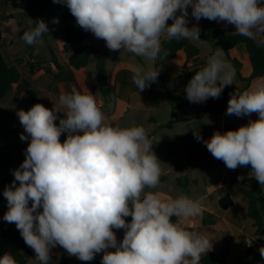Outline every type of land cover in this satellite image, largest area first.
<instances>
[{"label":"clouds","instance_id":"obj_1","mask_svg":"<svg viewBox=\"0 0 264 264\" xmlns=\"http://www.w3.org/2000/svg\"><path fill=\"white\" fill-rule=\"evenodd\" d=\"M53 2L66 4L76 23L103 39L109 50H126L150 61L160 54L164 33L168 39L201 40L198 24L187 26L189 6L197 22L201 18L226 21L235 25L236 33L260 37L258 43L264 44V6L259 0ZM169 19L173 20L170 25ZM32 23L34 27L22 37L28 45L49 31L43 20ZM53 23H59L58 18ZM222 56L223 51L217 50L192 76L184 89L190 103L218 99L225 86L233 84L235 70ZM132 71L139 92L159 74L151 67L136 66ZM59 103L66 111L58 126L53 110L40 103L17 111L24 129L20 139L30 142L25 160L13 171L14 180L3 193L8 206L3 219L16 225L40 264H49L50 250L56 246L81 261H91L104 251L101 264H199L212 240L185 230L182 223L201 213V202L186 195L162 199L158 192H145L160 183L162 173V162L152 151L145 128L109 125L89 91L82 94L73 88L60 95ZM253 112L259 118L236 130L214 132L209 140H203L199 131L193 135L228 169L251 165L250 172L264 190V83L230 94L227 115L242 117ZM62 133H67L63 143ZM128 216L131 222L125 221ZM113 229L125 230L119 244ZM247 243L251 246L252 242ZM109 248L115 251H105ZM259 252L264 257V246ZM0 264H16V260L6 252Z\"/></svg>","mask_w":264,"mask_h":264},{"label":"rangeland","instance_id":"obj_2","mask_svg":"<svg viewBox=\"0 0 264 264\" xmlns=\"http://www.w3.org/2000/svg\"><path fill=\"white\" fill-rule=\"evenodd\" d=\"M24 1L31 2L30 0ZM38 1L39 5L41 0ZM4 2L7 6L5 8L4 3L0 4V14L14 12L18 17L5 21L2 23L3 25H1L3 36L6 38L2 44V51L9 64H12V62L15 61L14 58L22 59V62H20L22 78L20 84L22 89H20L21 93H17L19 97H14L12 95L7 98L8 100H4L2 103L3 107L0 108V133L3 135L9 134L10 128L12 127V123H10L8 119V113L2 114L8 101L11 102L13 101V98H15L20 99V101L23 100L22 102L27 103L24 91L29 87L34 89L37 93L49 92L48 90L50 86L55 88V92L58 96L54 98L52 94L49 93V99L47 100L56 102L55 106H51L53 107L54 115L57 116L54 123L58 126L59 119L64 118V114L62 112L66 111V109H59L57 107V101H59L61 94L70 93L71 89L69 88V85L62 80V77L66 76L64 73H61L58 77L61 80L57 79V81H53V75L56 71L51 63L49 48H51V51L55 55L57 61L61 65H64V58L68 57V53L61 51V44L63 43V31L71 23L68 15V7L66 4L54 3L53 0L47 2L43 6L40 20H43L47 24L49 31L36 43L32 44V50H29V45L22 39L24 32L30 30V22L26 16V11L24 8L15 7L16 5L19 6V4H17L18 2L15 0H5ZM259 3L261 6H264V0H259ZM187 10L189 13L187 19L192 18L202 29H205L208 26L210 20L201 18L199 22H197L191 15V6H189ZM176 15H180L179 10H177ZM54 18H58L59 23H53ZM218 27L227 32L236 33L235 25L228 24L226 21H220L218 23ZM253 31L255 32V30ZM165 36L166 34H162L161 38H164ZM199 37L201 40H192V43L198 48L199 54L205 59V64H207L208 58L217 50H222V48L214 39L210 37ZM92 38L93 40H96V42H99L94 45L97 49H107L108 59L105 64L106 72H109L114 65L122 63H127L134 67L141 66L145 69L151 67L154 70V61L147 60L144 57L135 56L126 50L111 51L106 46L105 41H99L100 39L96 38L94 34ZM7 41L11 42L10 44L12 46L10 48ZM33 53L36 55L32 56ZM231 55L239 60L240 66H233L228 63L224 52L222 59H224L226 63L230 64L232 68H237L241 72L242 76L248 77L251 73V66L243 47L240 46L235 48L232 50ZM43 57H48V59L46 60ZM96 60L97 54H91L89 56L88 64L83 68L84 70L77 74L79 81L82 79L85 80V83H81L83 89H85L87 85L89 86L94 80L96 74ZM28 62H32L37 69L33 73H30L26 66ZM180 68V59L161 62L156 68V71H159V74L164 78L166 87H163L161 83L156 80L150 87L145 88L142 92H139L138 89L133 91L130 88L128 91L133 94H127L129 96L126 97V100H128L131 105L129 110H127L124 114H121V108H116L114 113L115 116H113L114 118L112 117L109 120L108 110L109 113H112L113 107L107 109L104 106H99L106 117L107 123L111 126L115 125L122 128L143 126L145 128L146 133L150 136L149 138L153 143L152 151L156 155L157 159L162 162L160 164L162 170L161 176H165L167 180L170 177H179L182 175L190 178L191 185L189 188L185 189L177 187L176 192L172 194L174 197L179 195L191 196L194 194L197 196V194H200L204 187H212L215 183H217L221 176V164L227 168L222 160H218L212 156L202 141H199V143L204 147V150L202 153H199V146L193 143V131H199L203 140H209L214 132L219 131L223 134L228 130H236L242 125H247L243 116L237 117L235 115L226 114L230 96L226 98L224 103H220L217 109L210 110L209 112L203 111L202 103H191L189 106L182 109L172 107L167 95L168 93H175L182 86V81L176 79ZM257 79L253 80L251 82L252 84L250 83L249 88L257 84L264 83V78L260 77V79L256 81ZM242 86L243 83L239 82L236 76H234L233 84L228 85L231 93L236 90L240 91ZM103 103H105V101ZM48 105L49 108L45 105L44 106L51 110L49 103ZM29 109L30 108H28L27 111ZM55 109L61 112H56ZM249 117L251 120L259 118L258 113L255 112L251 113ZM174 118L181 120L186 119V121L176 124L172 129L157 128V126L163 125ZM111 122L114 123V125ZM15 130L20 132L19 127L15 128ZM16 137L17 147L13 143L10 148L5 144H0V154H5L11 159V163L9 165L0 167V177L13 175V171L17 169L25 160L24 152L30 141H22L20 139V134ZM60 141L61 143L64 142V133L61 134ZM198 162H202V173L200 171L201 166H198ZM247 170H251L249 165L247 169L242 168V176L247 175L245 173ZM202 175L206 178L205 183L202 181ZM161 184L162 183L160 181L155 188H146L145 192H159ZM173 185L174 183L168 180L167 186L163 190H169L170 187L173 188ZM217 192L218 191L212 193L209 196L208 201L213 199ZM0 205H7V200L4 196L0 197ZM105 251H112V248ZM86 262L89 261H84V263Z\"/></svg>","mask_w":264,"mask_h":264},{"label":"trees","instance_id":"obj_3","mask_svg":"<svg viewBox=\"0 0 264 264\" xmlns=\"http://www.w3.org/2000/svg\"><path fill=\"white\" fill-rule=\"evenodd\" d=\"M4 1L5 0H0V4H5ZM15 1H17L18 3L20 2L19 0ZM49 1L51 0H41V3L37 7L26 8L27 17L30 22V29L34 27L32 21L35 22L37 20H40L42 8ZM6 6L7 5L5 4V8ZM15 7L18 6L16 5ZM68 15L71 23L63 31V44L61 46V51L64 53H68V57L64 65H61L57 61L55 55L50 49L51 63L56 71L53 75V81H57V79L61 80L58 77L61 73H64L66 74V76L62 77V80H64L65 83L69 85L71 91L73 88H75L77 91L81 92L73 76L72 70H77L85 67L88 63L89 56L91 54H97V60L95 63V85H93L92 90L98 89L105 103L109 102L111 97L114 96V87L116 84H118L122 88L129 87L133 91H136L138 88L132 80V69L134 68V66L127 63L118 64L113 68L110 74H107L105 70V64L108 59L107 49L104 48L103 50H99L92 44H84L83 40L87 31L82 29L76 23V19L70 13L69 8ZM11 18L13 17L10 14H0V103L9 92H11L15 87L19 85L22 80L20 64V62H22V59H17V62L15 64H9L1 51V42L3 39L1 22L4 20H9ZM187 21V26L189 28L194 25H197V23L192 18L187 19ZM172 22V19H169L167 21L169 25ZM218 23L219 22L217 21H210L205 29H202L198 25L201 29L199 36H206L214 39L222 48L228 63L233 66H240V62L236 57H233L231 55L232 50L240 46L243 47L251 66V73L248 77H243L241 75V72L237 68H233L235 70L236 78L239 82L243 83V86L239 92H243L249 87L250 83L253 80L260 77H264V44L258 43V39H260V37H258L257 39H250L238 33H230L222 28H219ZM160 40L161 52L158 57L154 60V70L156 71V68L161 62H168L180 59L181 68L178 70L176 79L182 81V86L175 93H168L167 96L172 107H175L177 109L185 108L191 103L187 100L184 89L192 78V76L206 66L205 59L199 54V50L192 43V40L183 38L168 39L167 34L164 38L160 37ZM29 50H32V45H29ZM26 66L30 73H33L37 70L32 62H28ZM157 80L161 83L163 87H166V82L160 74H158ZM48 91L49 92L37 93L34 89L30 87L27 88V90L24 91V94L26 96L29 108H31L37 103L45 105L48 101L47 99H49V93H51L54 98L58 96L55 92V88H53L52 86H50ZM230 94V88L228 86H225L218 99L208 98L206 102L202 103L203 111L209 112L210 110L217 109L220 102L224 103L226 98L230 96ZM50 104L55 106L56 102L51 101ZM243 117L247 123L251 119L249 116ZM181 122L185 121L178 118H174L163 125L157 126V128L172 129L176 124ZM66 136L67 133H64V140L66 139ZM193 143L199 146V153H202L204 147L199 143V141L195 137H193ZM10 163L11 159L9 158V156L5 154H0V167L7 166ZM13 180L14 176L10 175L0 180V185L12 183ZM243 181L249 185V190L244 193V197L247 200V218L251 221V226L254 228L255 234L261 235L259 238V242L264 243V220H262L261 217V211L264 210V197H262L260 194L261 187L259 183L255 180L253 174L243 179ZM176 184L178 187L184 188L188 184V178L185 175L179 176L176 179ZM218 205L220 208L225 209L227 207H230L232 203L228 195H225L224 197L219 199ZM39 211H42V208L39 209ZM124 219L126 222H131L132 218L131 216H128L124 217ZM171 219L174 223L177 222V217L173 216ZM184 229L191 232H196L197 230L196 228L192 227H185ZM117 230L119 229H113L114 232H116ZM1 235L9 241L19 243L18 247H13L10 250V253L16 260V264H25L27 260L31 258L34 250L25 243L19 230H17L16 232L4 230L2 231ZM55 264H71V262L61 255ZM94 264H99L97 258L95 259ZM199 264H224V258L221 255H218L217 253L208 251L205 254L201 255Z\"/></svg>","mask_w":264,"mask_h":264},{"label":"crops","instance_id":"obj_4","mask_svg":"<svg viewBox=\"0 0 264 264\" xmlns=\"http://www.w3.org/2000/svg\"><path fill=\"white\" fill-rule=\"evenodd\" d=\"M19 1H20L18 3L19 6L17 8L20 7L24 8L25 11L26 8L37 7L39 3L38 0H30L31 2H25L24 0H19ZM5 14L12 15L13 18L11 19L18 17L17 14H15L14 12H6ZM26 16H27V12H26ZM5 21L8 20L2 21L1 25H3L2 23ZM2 37L3 39L1 42V51H2V44L6 40V38L3 36V33H2ZM92 37H93V33L91 31H87L83 43L92 44V45H96L97 43H99L96 42V40H93ZM99 41H104V40L100 39ZM7 43L10 48L12 46L10 44L11 42L7 41ZM50 49L51 48H49V51ZM35 55H36L35 53L32 54V56ZM43 58H45L46 60L48 59V57H43ZM14 59L15 61L12 62V64H15L17 62L16 60L17 58ZM66 60L67 57L64 58V64ZM115 66H117V64L114 65L110 69V71L106 73L110 74ZM83 68L72 70L73 76L81 89V93L84 94L89 91L95 97L98 106H104L107 109L113 107L112 113H109L108 110L109 120L110 118L115 116L114 113L116 108H121V114H124L127 110H129L131 104L128 100H126V97L129 96L127 94H131V95L133 94L128 91L130 89L129 87L122 88L118 84H116L114 87V96L111 97L109 102L103 103L104 101L99 91L92 90V87L95 82V77L93 82L89 86L87 85L85 89H83L81 83H85V80L82 79L81 81H79L77 78V74L82 72L84 70ZM259 79H257L256 81H258ZM20 89H22V86L19 83V85L15 87L11 92H9L6 95V97L1 101L0 108L3 107L2 103L4 102V100H8L7 98H9L10 96L13 95L14 97H19L17 93L18 92L21 93ZM22 101H20V99L13 98V101L11 102L8 101L6 107L4 108L5 110L2 112V114L8 113V119L9 122L12 123V127L10 128L9 134L3 135L0 133V144H5L9 148L12 147V143L15 144L16 147L18 146L16 143V138H17L16 136L24 132V129L20 125L18 117L16 115L17 111L21 109L27 111V109L29 108L28 103ZM48 103L50 104L51 100H49ZM48 103H46L47 105L45 104V106L49 108ZM51 105L52 104H50L51 110H53L52 107L53 105L52 106ZM57 105L59 109L61 110L64 109L60 105L59 101H57ZM182 120L186 121V119L185 120L182 119ZM112 124L114 125V123ZM16 126L19 127L20 132H17L15 130V128H17ZM198 164H199L198 166L200 167L202 162H198ZM220 167H221V176L217 181V183H215L212 187H204L203 190L200 192V194H197V196H195V194L188 196L193 200H197V199L200 200L201 213L195 217H190L183 220L182 227L196 228L197 229L196 233L203 234L210 241L212 240L211 241L212 247L209 251L221 255L224 258V264H264V257H261L259 252V248L261 246H264V243L259 242V238L261 235L255 234L254 228L251 226V221L247 218L246 215L247 200L244 197V193L249 190V185L246 182H244L243 179H245L246 177L252 174L250 172L251 170H247V172H245L247 175L242 176V171H241L242 168L247 169L248 166H238L235 170H230L228 168H225L222 164L220 165ZM200 171L202 173V166L200 167ZM238 177H241V179H238ZM4 178L6 177H0V180ZM177 178L178 176L170 177L168 180L174 183L173 188L170 187L169 190H163L164 188H166L168 180L166 179L165 176L160 177V181L162 184L160 185V189L158 193H160L162 199L175 198L172 194L176 192V188L178 187L176 184ZM187 178H188V184L186 187H184L185 189L189 188V186L191 185L190 178L189 177ZM205 180L206 178L204 177V175H202L203 183H205ZM16 183L17 186H19V182L17 181ZM8 185H11V183L0 185V197L4 196L3 193L5 187ZM216 191L218 192L214 196V198L208 201L209 196L212 193H215ZM260 194L262 197H264V190L261 189ZM225 195H228L232 205L230 207L222 209L219 207L218 201L220 198L224 197ZM30 206H31V201H29V207ZM7 211H8L7 205L5 206L0 205V257H2L6 252L10 253V250L13 247L19 246L18 242L9 241L1 235L2 231L4 230H10L12 232H16L18 230L14 223H8L3 219V216ZM261 217L262 220H264V210L261 211ZM115 234L117 237V242L119 244L123 240L125 230L119 229L115 232ZM247 241L252 242L251 246H249ZM113 249L114 248H112V251ZM61 255L64 256L66 259H68L71 262V264H94L96 258L98 259V263L101 264L104 251L95 254L93 260L84 263V261L79 260L75 256H69L66 250L63 249L62 247L56 246L55 248H52L50 250L51 260L49 264H55ZM35 257L36 254L35 252H33L31 258L27 260L25 264H40V262ZM188 259L190 260L191 258L189 257Z\"/></svg>","mask_w":264,"mask_h":264},{"label":"built area","instance_id":"obj_5","mask_svg":"<svg viewBox=\"0 0 264 264\" xmlns=\"http://www.w3.org/2000/svg\"><path fill=\"white\" fill-rule=\"evenodd\" d=\"M113 251H115V249H113Z\"/></svg>","mask_w":264,"mask_h":264},{"label":"water","instance_id":"obj_6","mask_svg":"<svg viewBox=\"0 0 264 264\" xmlns=\"http://www.w3.org/2000/svg\"><path fill=\"white\" fill-rule=\"evenodd\" d=\"M221 103V102H220Z\"/></svg>","mask_w":264,"mask_h":264}]
</instances>
